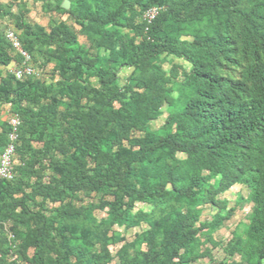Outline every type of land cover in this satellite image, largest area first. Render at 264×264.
I'll list each match as a JSON object with an SVG mask.
<instances>
[{
    "label": "trees",
    "instance_id": "trees-1",
    "mask_svg": "<svg viewBox=\"0 0 264 264\" xmlns=\"http://www.w3.org/2000/svg\"><path fill=\"white\" fill-rule=\"evenodd\" d=\"M11 1L0 4V23L13 25L35 68L53 69L23 81L0 72V112L7 105L22 122L15 178L0 181V264H15L12 255L32 264L214 263V234L238 209L221 197L236 185L248 189L241 200L254 204L252 216L215 263L264 264V0H68V10L65 0H42L79 31L56 18L49 29L32 23ZM6 31L4 68L23 60ZM167 57L189 71L168 73ZM165 106L166 123L151 131ZM8 132L0 120V154ZM138 203L153 233L118 238L114 228H132ZM206 206L219 212L202 221ZM106 208L97 220L93 211Z\"/></svg>",
    "mask_w": 264,
    "mask_h": 264
},
{
    "label": "rangeland",
    "instance_id": "rangeland-1",
    "mask_svg": "<svg viewBox=\"0 0 264 264\" xmlns=\"http://www.w3.org/2000/svg\"><path fill=\"white\" fill-rule=\"evenodd\" d=\"M18 2H19L18 9H16V6H14L12 11L13 12H19V11L24 12L27 19L32 23L40 24L44 26L45 28L49 29L50 19L56 18V20L67 21L69 24L74 26L76 31H79L80 29L78 26L74 25L71 20H69V17L66 14L65 15H56L55 13L47 14L44 11L42 0H18ZM0 4L7 6L9 4H12V1L11 0H0ZM0 26L5 31L10 30V29L13 30V25L11 26L10 22H8L7 20L2 21L0 23ZM187 30H190V29H187ZM123 32L128 33L129 31L124 30ZM184 39H189V37H186ZM140 40L141 38H137V42H140ZM79 42L81 44H87L86 39L81 36L79 37ZM35 65L38 66L37 64ZM46 66L47 67L45 68V70L43 71L40 70V72H42V75L44 76V78L48 79L49 76H51L52 74L51 71L53 69V65L48 64ZM173 66L181 67L182 70H185V71H189L190 69V65L182 59H177L173 57L165 58V63H163L164 70L169 73L171 72V69ZM13 67H14L13 64H11L9 67H6V68L0 67V72L2 76L5 77L7 73H9V71ZM129 75H130L129 70H124L121 73L120 77L123 83L126 81ZM174 94L176 95L177 93L175 92ZM3 108L9 109L7 105H5ZM162 111H163L162 116L157 121L153 122L150 125L151 131L160 130L166 123L170 110L168 109L167 106H165ZM7 118H8L7 115L5 114L2 115V119L4 121L5 120L8 121ZM180 158L182 159L184 158V156L180 155ZM248 197H249V191L245 186H242V185L234 186L231 190H229L227 193H225L221 197V199L227 200L228 208L238 206V209L236 213L234 214L233 218L230 221L226 222L225 225L218 232L214 234V238L218 241H221V243H219L220 245L212 249V256H213L214 263L210 261L209 258H205L193 264H216L215 262H219L223 260L224 258H226V252H225L226 248L225 247L227 243L233 238V232H235L236 229L238 228L240 229V231L246 230L250 223L254 204L252 202L244 203L241 200V198H244L247 200ZM85 202L88 204L97 203V199L95 197L88 198V199H85ZM146 208H147L146 205L142 203H138L135 206L134 214L136 217V221H135V224L132 226V228H130L129 230H125L124 228H117V227L114 228V231L116 235L118 236V238L122 237V238H125L127 241L131 242L135 239V235L153 233V230L148 226L146 221H144L142 218L143 213L146 211ZM218 212L219 211L216 207L206 206L205 208H203L201 220L209 221ZM93 214L97 220H101L107 217L108 209L107 208L103 210L96 209L93 211ZM222 214L225 215V213H222ZM202 240H204V238H202ZM123 244L124 242H118L117 244L110 247L111 253L114 257L113 263L118 262L116 258V253L119 251V249L122 247ZM204 248H212V247L209 243H207L206 246H203L202 249ZM237 259H239V257H237Z\"/></svg>",
    "mask_w": 264,
    "mask_h": 264
},
{
    "label": "built area",
    "instance_id": "built-area-1",
    "mask_svg": "<svg viewBox=\"0 0 264 264\" xmlns=\"http://www.w3.org/2000/svg\"><path fill=\"white\" fill-rule=\"evenodd\" d=\"M158 13V8H152L145 13L144 20L151 23ZM5 38L12 48L23 57L21 64H16L14 62V67L9 71L15 76L16 80L23 81L26 78L32 77L42 78L41 72L31 64L29 55L23 51L22 44L17 35L12 30H7L5 32ZM7 123L9 125L8 142L0 154V181H12L15 178V168L17 164H19L17 148L20 145L19 130L22 122L20 117L14 114L10 115ZM11 261L15 264H32L28 261L19 259L18 256L15 255H12Z\"/></svg>",
    "mask_w": 264,
    "mask_h": 264
},
{
    "label": "crops",
    "instance_id": "crops-1",
    "mask_svg": "<svg viewBox=\"0 0 264 264\" xmlns=\"http://www.w3.org/2000/svg\"><path fill=\"white\" fill-rule=\"evenodd\" d=\"M3 107H4V106H3ZM3 107H2L1 112H0V120L3 121V122H8V121H6V120L4 121V120L2 119V115H3V114L7 115V116H8L7 120H8L9 117H10V115H11V114H10V107L8 106L9 109H5V108H3ZM31 252H32V251H31ZM31 252H30V254H31Z\"/></svg>",
    "mask_w": 264,
    "mask_h": 264
},
{
    "label": "water",
    "instance_id": "water-1",
    "mask_svg": "<svg viewBox=\"0 0 264 264\" xmlns=\"http://www.w3.org/2000/svg\"><path fill=\"white\" fill-rule=\"evenodd\" d=\"M62 8L68 10L70 8V2L68 0H65Z\"/></svg>",
    "mask_w": 264,
    "mask_h": 264
}]
</instances>
